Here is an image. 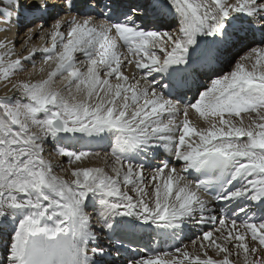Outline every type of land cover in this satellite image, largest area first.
<instances>
[{
  "label": "snow or ice",
  "instance_id": "obj_1",
  "mask_svg": "<svg viewBox=\"0 0 264 264\" xmlns=\"http://www.w3.org/2000/svg\"><path fill=\"white\" fill-rule=\"evenodd\" d=\"M0 25V264H117L185 229L191 251L125 264H264V0H0Z\"/></svg>",
  "mask_w": 264,
  "mask_h": 264
},
{
  "label": "bare ground",
  "instance_id": "obj_2",
  "mask_svg": "<svg viewBox=\"0 0 264 264\" xmlns=\"http://www.w3.org/2000/svg\"><path fill=\"white\" fill-rule=\"evenodd\" d=\"M165 11H167V10H165ZM154 16L155 15H153L151 18H154ZM158 19H160V21L156 22L157 25L155 27L154 26L147 27V25H145L144 27H146L147 29H153V28H156V27L159 26V30H161V31H163V30H174L177 27L176 18L173 15H171V14L165 15L163 17L159 16ZM29 20H31L30 17H29ZM23 23L27 27H35L34 24L29 23L28 21H24ZM40 23H45V21L37 20L35 22L36 25H38ZM51 23H52V21H50V20L47 21L45 23V27H48ZM0 27H2V25H0ZM15 31H16V29L13 28L11 34H14ZM21 31H23V29H21ZM11 34H6L4 32H0V39H3L5 37V35H11ZM44 43H45V41L41 40L39 38H36V39L31 41V44L35 45L37 47L42 46ZM77 55H78V58L83 59L82 56H80L79 54H77ZM40 63H41V61H40V58L38 56L37 57V62H36L37 69L39 68ZM229 70H230L229 66H227V65L224 66V71L225 72L229 71ZM28 71L29 72L33 71L31 65L28 66ZM131 71H132V69L130 68L129 69V74H131ZM17 78L21 79V78H28V77L26 76V74L22 73ZM40 78H41V76H40V74L38 72L34 73V75L31 77V79H33V80H37V79H40ZM62 86H63L62 82H58V87H62ZM9 88H10L9 85L7 87H4L3 90L0 92V96H3L5 93L11 94L9 92ZM190 115H191L192 120L197 125H199L201 127H205L206 126L205 122L203 120H201L198 117L197 114L191 113ZM109 143L110 142L108 140H105V141L100 142L99 144L93 143L92 147L94 148V150L101 151L103 153V152H106V151H110ZM75 147H79V145H75ZM53 148H54V145H53V147H52L51 144L46 145V149H47L46 154H48V158L50 156H52L53 157L52 159L54 160V162H53L52 159H51V162L54 165H62L64 169H68L69 166L67 164L66 158H63V157H60V156L56 155V153L52 150ZM50 151H51V153L49 154L48 152H50ZM88 163H89V166H99V165H101L103 163V161H89ZM179 166L180 165L177 164V167H179ZM57 171H58V174H60V175L64 174V172L59 171V169H57ZM225 211H227V209H225ZM241 218H242V216H241ZM212 227H214V226H207V228L205 230H210V228H212ZM150 233H151V237L155 236L154 237V241L152 242V247L151 248H155V244L156 243H158V246L156 248L161 249V250H163V249H172V248H174L176 246H181L182 247L184 245H188V248L191 251L192 250L191 242H192V240H195L197 238L198 229H191V230L185 229L184 232L181 233V235L179 237L158 235L155 232H150ZM131 255H134V254L127 253L125 255H122V253H120V256L116 257L115 253L113 252V255L109 259H114L120 264H125V261ZM0 259H2V256H0Z\"/></svg>",
  "mask_w": 264,
  "mask_h": 264
},
{
  "label": "rangeland",
  "instance_id": "obj_3",
  "mask_svg": "<svg viewBox=\"0 0 264 264\" xmlns=\"http://www.w3.org/2000/svg\"><path fill=\"white\" fill-rule=\"evenodd\" d=\"M10 86V85H9ZM5 87V82L3 81V80H0V92L3 90V88ZM49 154L51 153V151L50 152H48ZM46 157L48 158V154H46ZM53 157L52 156H50L48 159L49 160H51ZM53 160V159H52ZM53 162H54V160H53ZM63 175H67V173H65L64 172V174ZM119 264V263H118Z\"/></svg>",
  "mask_w": 264,
  "mask_h": 264
}]
</instances>
